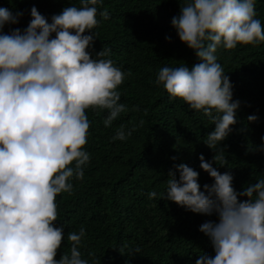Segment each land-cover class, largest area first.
Here are the masks:
<instances>
[{
  "label": "clouds",
  "instance_id": "9594fccd",
  "mask_svg": "<svg viewBox=\"0 0 264 264\" xmlns=\"http://www.w3.org/2000/svg\"><path fill=\"white\" fill-rule=\"evenodd\" d=\"M80 3L52 15L51 22L33 6L23 32L15 28L9 33L4 26L18 23L23 13L0 7V264H88L79 250L83 227L68 233L70 254L55 259L64 240V227L54 223L56 197L72 193L70 179L83 180L90 162L83 150L90 127L86 109L105 110L106 128L127 111L117 90L126 73L112 59L93 58L88 51L97 16L107 19L108 12H98L100 0ZM255 17V0H190L171 19L179 40L199 62L162 67L155 83L215 125L207 135L210 149L230 134L240 104L232 98L233 86L216 52L221 46L232 50L238 44L264 42V27ZM110 51L96 56H109ZM257 119L247 117L249 122ZM134 130L125 132L121 125L112 139L124 141ZM199 160L211 185L201 190L196 170L174 164L166 195L161 194L187 211L218 217V222L199 227L214 256L202 255L196 264H264V178L237 192L233 175L213 167L214 161L221 167L228 164L222 149L211 162L203 155ZM148 195L152 199L157 192Z\"/></svg>",
  "mask_w": 264,
  "mask_h": 264
},
{
  "label": "trees",
  "instance_id": "16d2710c",
  "mask_svg": "<svg viewBox=\"0 0 264 264\" xmlns=\"http://www.w3.org/2000/svg\"><path fill=\"white\" fill-rule=\"evenodd\" d=\"M190 0H100L98 12L107 10L108 18L97 16L92 31L95 41L88 51L93 58L112 59L126 73L118 86L120 103L127 111L105 127V110L86 109L90 127L85 151L90 162L83 180L70 179L73 191L56 197L58 219L64 227V240L55 259L70 254L69 232L85 229L80 247L88 264H196L202 255L214 256L210 239L199 231L205 221L218 217L195 214L166 195L169 170L184 163L199 173L201 190L212 178L200 168L199 156L211 162L223 150L228 164L213 167L233 175L239 192L264 178V42L237 45L216 52L217 62L232 84L233 100L240 102L237 123L225 140L210 149L207 135L215 125L202 112L191 110L179 98H171L163 85L155 83L162 67H191L199 60L182 43L171 19ZM35 6L48 18L68 6L80 7V0H0V7L14 15L22 12L16 24H6L3 32L15 28L22 32L31 20ZM256 19L264 27V0H255ZM88 34V33H85ZM54 36V34H53ZM165 37H170L166 40ZM110 49L109 56L96 53ZM130 73V75H127ZM256 115L255 122L247 117ZM124 126L132 131L126 140H113ZM172 157H176L172 160ZM177 179L179 173H176ZM157 192L150 199L149 193ZM245 199V198H240ZM91 253V255H90Z\"/></svg>",
  "mask_w": 264,
  "mask_h": 264
}]
</instances>
